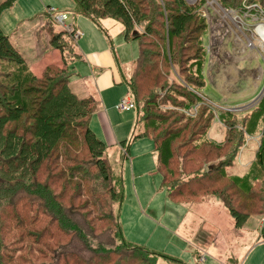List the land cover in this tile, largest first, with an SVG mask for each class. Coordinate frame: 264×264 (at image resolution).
<instances>
[{
    "label": "trees",
    "instance_id": "16d2710c",
    "mask_svg": "<svg viewBox=\"0 0 264 264\" xmlns=\"http://www.w3.org/2000/svg\"><path fill=\"white\" fill-rule=\"evenodd\" d=\"M15 1L0 4V17ZM72 1L76 15L100 29L115 21L126 41L138 42L130 77L122 74L121 84L145 125L129 140L153 139L168 198L185 204L214 198L228 210L236 231L258 217L264 242V131L243 174L233 172L240 133L228 127L225 142L207 138L215 113L184 79L187 72L200 79L205 62L206 33L188 40L194 8L184 0ZM49 16L42 28L51 45L64 39L67 46L62 62L47 65L42 75L0 28V264H152L154 253L128 242L120 220L129 140L120 145L127 155L113 165L111 146L91 127L100 98L79 95L72 86L71 66L83 59L74 32L50 27ZM187 50L199 56L185 66ZM252 116L253 126L260 117ZM247 131L245 136L253 134ZM75 243L83 252L71 249Z\"/></svg>",
    "mask_w": 264,
    "mask_h": 264
},
{
    "label": "rangeland",
    "instance_id": "374dc122",
    "mask_svg": "<svg viewBox=\"0 0 264 264\" xmlns=\"http://www.w3.org/2000/svg\"><path fill=\"white\" fill-rule=\"evenodd\" d=\"M3 1L0 0V4ZM184 1L188 7L194 8L195 17L191 22L193 34L188 40L194 35L206 33L201 42L205 59L202 77L199 79L187 72L185 83H188L189 89L193 86L196 95L204 99L215 113L216 120L207 135L209 140L225 142L231 131L227 130L228 127L240 133L241 143L237 146L233 172L243 174L256 158L264 131V1L257 0L254 5L239 0L226 3L223 0ZM58 2L60 9L70 15L67 16V24L63 26L56 21V16L63 14L49 9L43 15L41 25L37 26L41 31L39 33L36 28L31 31V20L35 18L37 21L46 7L39 11L38 0H16L0 17L2 31L18 46L32 71L42 75L47 65L60 63L61 52L67 46L64 39L56 43L58 47L51 45L50 34L42 28L43 19L49 14L50 27L79 35L74 40L83 55L114 52L119 74L125 73L129 78L139 53L138 42L126 41L123 31L118 35L122 27L115 21L110 22L112 29L104 23L100 29L92 20L76 15V5L72 0ZM37 11L39 13L36 14ZM69 53L72 56L74 52ZM198 56L187 50L184 54L185 66L189 65L188 62L197 61ZM71 72L74 91L79 95L90 94L82 93L83 88L85 91L89 89L91 82L87 79L91 72L88 64L83 60L74 63ZM104 94L106 101L103 97L99 98L117 141L131 139L144 128L145 122L137 121L136 105L130 112L119 109L123 100L120 99L126 94L128 96L125 86L118 83ZM124 99L132 100V97ZM256 107L260 110L254 112ZM257 113L260 119L252 126L255 117L252 115ZM167 122L174 123L172 119ZM93 126L97 130L100 128L98 116H95ZM247 129H252L253 134L248 135ZM130 142L132 140L126 148L131 151V157L122 165L125 199L120 220L128 242L154 253L152 264H264V242L260 240L258 217L250 218L243 229L236 231L232 216L214 198H205L193 204H185L183 199L173 203L167 197L168 191L161 189L162 176L153 157V139L145 137L133 144ZM228 153L225 151L224 155ZM125 155L127 152L120 145L108 151L113 165H117ZM182 223L186 225L184 228ZM71 249L83 252L78 243Z\"/></svg>",
    "mask_w": 264,
    "mask_h": 264
},
{
    "label": "crops",
    "instance_id": "0c3cea01",
    "mask_svg": "<svg viewBox=\"0 0 264 264\" xmlns=\"http://www.w3.org/2000/svg\"><path fill=\"white\" fill-rule=\"evenodd\" d=\"M38 2H39L38 3L39 6H37V9H39V11H41V9H43V6H46V7H45V10L41 14H39L40 16L38 17L37 21H35V18H33L31 20V31H34V28H36L35 31L37 32V30H38L37 26L39 24L41 25V20L43 18V15H45V13H47L49 11V9H54L58 14L61 13V14H65L67 16H70L69 13L64 12V10L60 9V5H59L58 0H38ZM60 10H61V12H58ZM39 11H37L36 14L39 13ZM33 15H35V14H33ZM110 22H111V20L104 22V24L107 27L111 26V29H112L113 25ZM112 22H114V21H112ZM114 23H116V22H114ZM116 24H118V23H116ZM73 26H74L75 29H77L75 24H73ZM29 27H30V25H29ZM122 31H123V28L117 34L119 35L120 33H122ZM37 35H38V33H37ZM113 55H114V57H113ZM82 56H83L82 60L85 63H87L88 67H90V69H91L90 77L87 78V79H90V81H91L90 85L88 86L89 89L87 88L86 91H85L84 88H83L82 89V93L87 92V93H90L92 95H96L98 97H103V100L106 101V98L104 96L105 95L104 94L105 91L115 87L118 83H119V85L125 86V88L127 89V93H128V91H129L128 87L125 84H121L123 77H122V74H119V67L117 68L116 65H115V60H116V63L118 62V60H117V58L115 59L114 52L112 54L109 51H104V52H102L100 54H98V53H92V54H87V55H85V54L83 55L82 54ZM51 64H53V63H51ZM124 76H125V73H124ZM72 81H73V79H72ZM124 98H129V95L127 96V94H126V97H122L120 99V101L122 99H124ZM125 113H128V112H125ZM95 116H98V119H99V122H100V128H98V130H97L96 126L95 127L93 126V122H94ZM95 116H94V118L92 120L91 127H92V129L95 130V131L94 130L93 131L95 133H97L96 135L101 140H103L104 142L108 143L111 146V149L113 147H115V146L121 145L122 141H125V140L128 141L129 140L128 138H126V139H122L120 141H117V139L115 138L111 123L109 121L107 112L105 111L103 106L101 107L100 112L97 115H95ZM129 157H131V151L129 152ZM153 157H154L155 164H156V169H157V163H156L154 150H153ZM173 203H175V202H173ZM182 225H184V226H182L183 228L186 226L183 223H182ZM183 228H182V230H183ZM182 230H181V234H182Z\"/></svg>",
    "mask_w": 264,
    "mask_h": 264
},
{
    "label": "built area",
    "instance_id": "2783aa9c",
    "mask_svg": "<svg viewBox=\"0 0 264 264\" xmlns=\"http://www.w3.org/2000/svg\"><path fill=\"white\" fill-rule=\"evenodd\" d=\"M56 21L64 26V25H66V22L68 21V17H67V15H64V14L59 15V16H56ZM68 30H70V29H68ZM70 33H72V31H70ZM74 38L75 39L79 38V35L74 34ZM134 108H135V104L131 99H123L121 101V104L119 105V109L123 112L132 110Z\"/></svg>",
    "mask_w": 264,
    "mask_h": 264
},
{
    "label": "bare ground",
    "instance_id": "6f19581e",
    "mask_svg": "<svg viewBox=\"0 0 264 264\" xmlns=\"http://www.w3.org/2000/svg\"><path fill=\"white\" fill-rule=\"evenodd\" d=\"M263 35V34H262ZM264 37V36H263Z\"/></svg>",
    "mask_w": 264,
    "mask_h": 264
}]
</instances>
